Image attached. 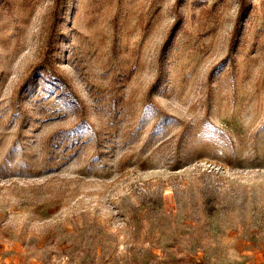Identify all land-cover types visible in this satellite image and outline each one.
<instances>
[{
    "label": "rangeland",
    "instance_id": "rangeland-1",
    "mask_svg": "<svg viewBox=\"0 0 264 264\" xmlns=\"http://www.w3.org/2000/svg\"><path fill=\"white\" fill-rule=\"evenodd\" d=\"M0 0V264H264V0Z\"/></svg>",
    "mask_w": 264,
    "mask_h": 264
},
{
    "label": "trees",
    "instance_id": "trees-1",
    "mask_svg": "<svg viewBox=\"0 0 264 264\" xmlns=\"http://www.w3.org/2000/svg\"><path fill=\"white\" fill-rule=\"evenodd\" d=\"M244 1L245 0H243V3L241 4V10H242L241 13H240L241 15H242V13L245 12V4H244Z\"/></svg>",
    "mask_w": 264,
    "mask_h": 264
}]
</instances>
